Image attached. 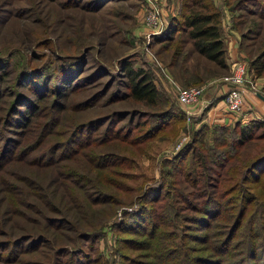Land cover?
Instances as JSON below:
<instances>
[{
    "label": "rangeland",
    "instance_id": "1",
    "mask_svg": "<svg viewBox=\"0 0 264 264\" xmlns=\"http://www.w3.org/2000/svg\"><path fill=\"white\" fill-rule=\"evenodd\" d=\"M153 2L157 31L146 0H0V214L3 195L20 212L0 224V264H264V123L235 138L264 121V56L260 74L250 67L264 52V0ZM190 8L217 10L226 66L193 50ZM121 60L146 71L153 102L128 95ZM238 61L249 68L240 109L213 119ZM180 76L202 87L193 115L176 100ZM39 208L50 224H35Z\"/></svg>",
    "mask_w": 264,
    "mask_h": 264
},
{
    "label": "trees",
    "instance_id": "2",
    "mask_svg": "<svg viewBox=\"0 0 264 264\" xmlns=\"http://www.w3.org/2000/svg\"><path fill=\"white\" fill-rule=\"evenodd\" d=\"M181 23L186 27V35L187 37L191 40V45L193 50H195L197 53L201 54L203 57L206 59L214 61L218 66H226V60H225V47H224V42L221 37V31H220V25H219V14L217 10L215 9H195V8H190L189 10H186L181 14ZM170 32H164L163 33V38L169 36ZM176 51H174L173 54H175ZM262 54L260 55H255L254 58L250 60V67L254 71L255 75H258L262 72L263 68V59L262 56H264V52H260ZM175 65L179 70H182L184 72L189 71V66L185 61H176L177 63ZM121 65V70L124 72V74L127 77V88H128V95L131 97H134L136 99H141L145 101H150L153 102L156 96V87L154 83L152 82V79L149 77V75L140 67H132L129 63H125L123 60L120 61ZM248 66H247V71H248ZM192 77H189L191 80L198 79V77L195 75L194 72L191 71ZM226 75V74H225ZM179 79L184 83V86H188V82L190 81L189 79H185V77H179ZM264 121L262 120H253L246 126H242L238 128V133L236 135V142L238 143H243L247 141L248 139L252 138L254 135L253 133L255 132L253 129L256 127H259L262 125ZM237 143V144H238ZM199 159H201L202 162L199 164L202 167H205L208 160L205 158L204 154H199L198 155ZM258 158V157H257ZM256 158V159H257ZM256 159H252L248 164H246V168H249L248 171L251 172L254 166L258 164ZM245 163L243 162L242 165ZM231 166V165H228ZM207 167V166H206ZM247 170V169H246ZM16 174V172L14 173ZM16 176H20L22 180L25 182H31L33 183V180L26 174H16ZM254 179H257V176L254 177ZM34 184V183H33ZM24 192L32 194L34 196L38 195L40 197H43L47 200L46 194L47 192H44L43 190L39 193L38 191H28L22 189ZM4 191H11V189L7 188ZM36 194V195H35ZM256 193H252L251 197L253 200L255 198ZM1 196V195H0ZM8 196V197H7ZM3 195L1 198L3 200V204H5V211L4 214H10L8 215H3L4 218H2V214H0V224L2 225H8L11 224V218L13 215H18L20 212L16 209H10V207L7 205L12 201V196L11 195ZM31 206V205H30ZM33 206V205H32ZM263 210H264V205H263ZM57 208H55L56 210ZM202 210V214L198 215L199 221H208L209 216L211 215L212 210L209 209H204V208H199ZM220 209V208H219ZM218 209V210H219ZM54 210V209H53ZM38 217L34 219L35 224L38 222L42 223V220L45 222V224H48L50 221H48L49 217L47 213L43 211V208H39L38 211ZM239 216V215H238ZM62 218L63 222L68 221V216L62 214V216H59ZM54 217L50 218L52 220ZM10 220V221H9ZM43 222V224H44ZM237 222V219L236 221ZM14 224V223H13ZM50 224V223H49ZM59 224V223H54ZM63 224V223H62ZM207 223H202L201 227L206 226ZM237 223H234L232 227H235ZM44 225H40V228L38 230H41L43 232V227ZM22 228V227H21ZM25 228V227H24ZM37 230V231H38ZM0 234L1 235H6V229L5 227L0 228ZM42 235V234H41ZM40 235V236H41ZM20 236H24V234H21ZM19 236V237H20ZM27 238V235L26 237ZM2 246L5 247V243L1 240ZM41 240V239H40ZM155 247L158 246L156 243L154 244Z\"/></svg>",
    "mask_w": 264,
    "mask_h": 264
},
{
    "label": "built area",
    "instance_id": "3",
    "mask_svg": "<svg viewBox=\"0 0 264 264\" xmlns=\"http://www.w3.org/2000/svg\"><path fill=\"white\" fill-rule=\"evenodd\" d=\"M150 3L148 11L145 15V23L152 28V31L162 25L163 18L161 16L159 7L153 0H146ZM247 66L244 62L238 61L234 63L231 73L224 75L222 78L226 84V91L222 95V100L228 113H235L240 109L243 101V86L248 80ZM175 97L179 104L183 106L184 112L193 115L196 112L190 109V105L195 104L202 93V87L198 85L176 86Z\"/></svg>",
    "mask_w": 264,
    "mask_h": 264
},
{
    "label": "crops",
    "instance_id": "4",
    "mask_svg": "<svg viewBox=\"0 0 264 264\" xmlns=\"http://www.w3.org/2000/svg\"><path fill=\"white\" fill-rule=\"evenodd\" d=\"M225 87H226V84H225ZM243 94H245V92L243 93ZM207 95V96H206ZM209 95H211V93L209 92V91H206L204 94H203V97L202 98H207V97H209ZM244 96V95H243ZM220 101L222 102V110L220 111H210V114H209V110H211V107H214V105L213 106H211L209 109H208V114H209V116L211 117V118H213V119H227L228 118V113H227V111H226V108H225V105H224V103H223V100L222 99H220V100H218L216 103L217 104H219L220 103ZM200 102H201V99L199 100V101H197L195 104H193V105H190L189 107H190V109L192 110H194L195 112H197L198 111V109H199V104H200ZM216 104V105H217ZM224 111V112H223Z\"/></svg>",
    "mask_w": 264,
    "mask_h": 264
},
{
    "label": "water",
    "instance_id": "5",
    "mask_svg": "<svg viewBox=\"0 0 264 264\" xmlns=\"http://www.w3.org/2000/svg\"><path fill=\"white\" fill-rule=\"evenodd\" d=\"M256 94H257L261 99L264 100V95H263V94H261V93L258 92V91H256ZM263 115H264V112H263Z\"/></svg>",
    "mask_w": 264,
    "mask_h": 264
}]
</instances>
